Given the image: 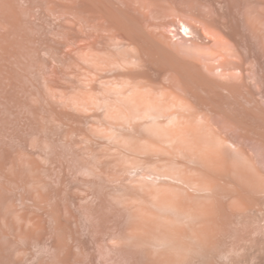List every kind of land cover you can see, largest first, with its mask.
<instances>
[{
    "label": "rangeland",
    "instance_id": "1",
    "mask_svg": "<svg viewBox=\"0 0 264 264\" xmlns=\"http://www.w3.org/2000/svg\"><path fill=\"white\" fill-rule=\"evenodd\" d=\"M0 264H264V0H0Z\"/></svg>",
    "mask_w": 264,
    "mask_h": 264
},
{
    "label": "bare ground",
    "instance_id": "2",
    "mask_svg": "<svg viewBox=\"0 0 264 264\" xmlns=\"http://www.w3.org/2000/svg\"><path fill=\"white\" fill-rule=\"evenodd\" d=\"M183 26H184L185 29L191 31L187 25L184 24ZM213 166H215V164H214ZM210 168H211V166H210ZM214 168H215V167H214ZM211 169L214 170L213 168H211ZM211 169H210V170H211ZM210 170H209V173H210ZM217 170H218V168H217ZM215 171H216V170H215ZM218 171H219V170H218ZM212 172H213V171H212ZM212 172H211V173H212ZM211 173H210V174H211ZM212 175H213V173H212ZM214 176H217V174L214 175ZM208 178H209V177H208ZM210 178H211V175H210ZM215 178H216V177H215ZM182 179H183V178H182ZM184 179H185V177H184ZM212 179H213V178H212ZM186 180H187V179H186ZM189 180H190V178H189ZM210 180H211V179H209V181H210ZM213 180H214V179H213ZM181 181H182V180H181ZM183 181H184V180H183ZM183 181H182V183H185V181H184V182H183ZM194 181H195V180H194ZM215 181H216V179H215ZM198 182H200L199 185H201V184H203V183L206 185V183H207V181H206V183H205V181H204V182H201L200 180H199ZM211 182H213V181H211ZM189 183H191V181H189L188 184H189ZM195 183H197V181H196ZM217 183H218V182H217ZM186 184H187V183H186ZM213 184H215V182L212 183V185H213ZM190 185H191V184H190ZM193 185H194V184H193ZM199 185H198V187H199ZM209 185L211 186V183H210V182H209ZM216 185H217V184H216ZM194 186H195V185H194ZM194 186H193V187H194ZM214 186H215V185H214ZM214 186H213V187H214ZM196 187H197V184H196ZM198 187L196 188V190L198 189ZM200 187H201V186H200ZM200 187H199V189H200ZM206 187H207V186H206ZM211 187H212V186H211ZM213 187H212V188H213ZM202 188H204V187H202ZM207 188H208V187H207ZM194 189H195V188H194ZM199 189H198V192H199ZM205 189H206V188H205ZM209 189H211V188H209ZM209 189H208V191H209ZM200 190H202V189H200ZM211 190H212V189H211ZM208 191H207V192H208ZM200 192H201V191H200ZM200 192H199V193H200ZM203 192H205V191H203ZM211 192L213 193V191H211ZM209 193H210V192H209ZM209 193H208V194H209ZM213 194H214V193H213ZM205 195L207 196V194H204V196H205ZM206 196H205V197H206ZM210 196H211V193H210ZM212 196L214 197V195H212ZM208 197H209V196H208ZM206 198H207V197H206ZM209 198H210V197H209ZM210 200H213V198L210 199ZM210 200L207 201L208 204H209ZM205 204L208 205L207 203H205ZM176 205H177V204H176ZM206 205H205V206H206ZM210 205H211V204H210ZM177 206H178V205H177ZM201 206L204 207V205H201ZM175 207H176V206H175ZM202 207H200V208H202ZM205 208H206V207H205ZM211 208H212V207H211ZM175 209H176V208H175ZM177 209H178V207H177ZM207 209L209 210L210 208H207ZM213 209H214V208H212V210H213ZM178 210H179V209H178ZM191 210H192V209H191ZM204 210H205V209H204ZM210 211H211V209H210ZM192 212H193V211H192ZM206 212H207V211H206ZM211 212H212V211H211ZM213 212H214V211H213ZM213 212H212V213H213ZM183 213H184V212H183ZM196 213H197V212H196ZM212 213H211V214H212ZM215 213H216V212H215ZM215 213H214V214H215ZM184 214H185V213H184ZM206 214H208V213H206ZM185 215H186V214H185ZM190 215H191V214H190ZM195 215H196V214H195ZM202 215H203V211L201 212V216H202ZM209 215H210V212H209ZM187 216L189 217V215H186V217H187ZM206 216H207V215H206ZM215 216H216V215H215ZM215 216H214V217H215ZM208 217L210 218L211 216H208ZM208 217H206L205 220L208 221ZM214 217H213V218L211 217V218L214 219ZM190 218H191V217H190ZM211 218H210V220H211ZM193 220H194V219H193ZM215 220L217 221L218 218L216 217ZM188 221H189V220H188ZM191 221H192V220H190L189 223H190ZM211 221H212V220H211ZM192 222H193V221H192ZM205 222H206V221H205ZM214 222H215V221L213 220V223H214ZM218 222H220V221H218ZM213 223H211V224H213ZM195 224H196V223H195ZM202 224H203V223H202ZM219 224H221V223H219ZM219 224H218V225H219ZM205 225H206V224H205ZM213 225H214V224H213ZM216 225H217V224H216ZM200 226L203 227L204 224H203V225H200ZM221 226H222V225H221ZM206 227H207V226H206ZM218 227H220V226H218ZM193 228H195V226H194ZM196 228H197V227H196ZM198 228H199V227H198ZM207 228H208V227H207ZM190 229H192V227H191ZM200 229H201V228H200ZM203 229H204V228H203ZM203 229H202V230H203ZM208 229H209V228H208ZM215 229H216V227H215ZM215 229H213V230L215 231ZM188 230H189V229H188ZM192 230H193L192 233H190V234H192V235L190 236V237H191L190 239H191L192 241H193V239H194V240L196 241V243H197V241H198V242H202V241H204L203 238H204V237L206 238V236H208L207 232H203L204 230L202 231V233H201V232L197 233L196 231H198V230L195 231V229H192ZM205 230H206V229H205ZM216 230L219 231L218 229H216ZM220 230H221V229H220ZM189 231H191V230H189ZM200 231H201V230H200ZM208 231H209V230H208ZM154 232H155V231H154ZM154 232H152V233H154ZM157 232H159V231H157ZM209 232H210V231H209ZM209 232H208V233H209ZM219 232H221V231H219ZM219 232H218V233H219ZM172 233H173V232H172ZM186 233H187V232H186ZM204 233L207 234V235H205ZM214 233H215V232H214ZM147 234H149V233H147ZM181 234H183V233H181ZM181 234H179L180 236H175L174 234L171 235V234H166V233H161V234H160V233H159V234H155V233H154V234H151V235L149 234V235H150L149 240L151 239V242H154L159 248H161V247H162L163 249L165 248L164 250H162L163 252H164L165 250L168 251V252H167L168 254H165V253L163 254V253H162L159 259H161V257H164V259H165V257L167 258V256H171L170 251H172V250H170V249L173 248V245H175V244H176V245H177V244L180 245V244H181V241L179 240V238L181 237ZM184 234H185V233H184ZM210 234L212 235L213 233L211 232ZM216 234H217V233H216ZM176 235H177V234H176ZM186 235H187V234H186ZM186 235H185V236H186ZM211 235H210V236H211ZM214 235H215V234H214ZM214 235H213V236H214ZM188 236H189V232H188ZM210 236H208V237L210 238ZM213 236H212V237H213ZM216 236H217V235H216ZM182 237L184 238L183 235H182ZM182 237H181V238H182ZM181 238H180V239H181ZM185 238L187 239V237H185ZM192 238H193V239H192ZM209 238H208V240H209ZM147 239H148V238H147ZM188 239H189V238H188ZM188 239H187V240H188ZM190 239H189V240H190ZM211 239L214 240L215 238H214V239L211 238ZM206 240H207V239H206ZM208 240H207V241H208ZM215 240H217V238H216ZM195 241H194V242H195ZM214 242H215V241H214ZM179 243H180V244H179ZM203 243H204V242H203ZM203 243H202V244H203ZM206 243H209V241L206 242ZM206 243H204V244L207 245ZM185 244H186V243H185ZM199 244H201V243H199ZM204 244H203V246H204ZM153 245H154V244H153ZM182 245H183V244H181L180 247H182V248L184 247V248H185V246H182ZM186 245H187V248H188V244H186ZM208 245H209V244H208ZM214 245H215V244H214ZM169 246H171L172 248L169 247ZM196 246H197V245H196ZM210 246H211V243H210ZM168 247H169L170 249H169ZM190 248H191V247H190ZM194 248H195V247H194ZM196 248H197V247H196ZM200 248L202 249V245H201ZM205 248H206V247H205ZM208 248H209V247H208ZM155 249H158V248H155ZM174 249H175V247H174ZM177 249H178V248H177ZM169 250H170V251H169ZM158 251H159V249H158ZM158 251H157V252H158ZM160 251H161V250H160ZM162 251H161V252H162ZM161 252H159V253H161ZM157 254H158V253H157ZM169 254H170V255H169ZM155 255H156V254H155ZM164 255H167V256H164ZM158 256H159V255H158ZM169 258H171V257H169ZM156 259H157V258H156ZM164 259H163V261H164ZM161 260H162V259H161ZM168 260H169V259H168ZM158 261H159V260H158Z\"/></svg>",
    "mask_w": 264,
    "mask_h": 264
},
{
    "label": "built area",
    "instance_id": "3",
    "mask_svg": "<svg viewBox=\"0 0 264 264\" xmlns=\"http://www.w3.org/2000/svg\"><path fill=\"white\" fill-rule=\"evenodd\" d=\"M190 32V31H189ZM183 36H185L186 38H188V39H191L192 38V34H191V32L190 33H188V35L187 34H183Z\"/></svg>",
    "mask_w": 264,
    "mask_h": 264
}]
</instances>
